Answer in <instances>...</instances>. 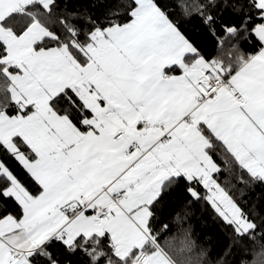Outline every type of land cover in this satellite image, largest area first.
<instances>
[{
    "label": "snow or ice",
    "instance_id": "6c2138e0",
    "mask_svg": "<svg viewBox=\"0 0 264 264\" xmlns=\"http://www.w3.org/2000/svg\"><path fill=\"white\" fill-rule=\"evenodd\" d=\"M68 4L0 0V152L17 165L0 159V198L19 207L0 216V264H59L49 251L57 244L89 264H177L165 245L190 248V234L162 244L168 226H156L154 210L180 182L239 237H264L259 213L215 179L213 159L219 152L264 183V47L208 60L167 4L131 0L127 22ZM178 6L186 15L207 7ZM250 8L264 45V0ZM252 256L264 264V249Z\"/></svg>",
    "mask_w": 264,
    "mask_h": 264
},
{
    "label": "trees",
    "instance_id": "16d2710c",
    "mask_svg": "<svg viewBox=\"0 0 264 264\" xmlns=\"http://www.w3.org/2000/svg\"><path fill=\"white\" fill-rule=\"evenodd\" d=\"M130 2L131 0H69L68 8L86 13L92 20L102 21L104 17H108L127 22L126 5ZM157 2L168 5L164 10L208 60L220 58L225 62L234 61L237 54L253 55L262 45L251 32L254 24L261 22L258 11L250 8L251 0H215L214 4L211 0H186L189 5H207L204 15L196 10L184 14L178 6L179 0ZM112 13L116 15L113 16ZM207 15L214 18L215 22L211 26L204 22ZM245 20H248L247 25L244 24ZM77 23L82 27L89 26L83 20ZM245 26L248 28L247 32H243ZM227 27H238L242 34L239 37H230L225 31ZM9 111L14 114L11 108ZM0 159L17 166L5 152H0ZM213 159L221 169L214 174L215 179L246 212L251 214L255 209L259 213L254 219L264 230V183L253 182L247 173L225 163L219 152L213 153ZM32 190L35 192L37 186L33 185ZM191 199L186 185L180 182L164 192L154 210L156 226H168V231L160 236L162 244L174 235L185 236L186 230L190 234V248L181 250L179 245H174L169 249L165 245L177 264H251L253 252L264 249V237L259 234L255 239L239 237L217 218L208 203L190 202ZM9 213L19 214L18 205L13 199L0 198V216ZM177 215L180 216L179 222ZM226 249H230V252L225 256ZM49 251L53 252L59 264H89V257L81 250L71 253L57 244Z\"/></svg>",
    "mask_w": 264,
    "mask_h": 264
},
{
    "label": "crops",
    "instance_id": "0c3cea01",
    "mask_svg": "<svg viewBox=\"0 0 264 264\" xmlns=\"http://www.w3.org/2000/svg\"><path fill=\"white\" fill-rule=\"evenodd\" d=\"M261 47H264V45H261ZM261 47H260V48H261ZM260 48L257 50V52H256V53H258V52H259ZM256 53H254V54H256ZM254 54H253V55H254ZM173 74H178V73H173Z\"/></svg>",
    "mask_w": 264,
    "mask_h": 264
}]
</instances>
